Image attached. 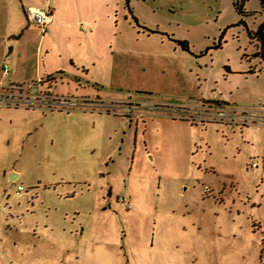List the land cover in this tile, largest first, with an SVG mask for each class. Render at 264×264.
Segmentation results:
<instances>
[{
    "label": "rangeland",
    "instance_id": "1",
    "mask_svg": "<svg viewBox=\"0 0 264 264\" xmlns=\"http://www.w3.org/2000/svg\"><path fill=\"white\" fill-rule=\"evenodd\" d=\"M243 2L132 0L117 24L111 6L108 65L76 52L96 57L108 96L130 101L74 120V109H3L0 264H264V128L206 120L219 107L264 109L251 41L264 0L245 1L250 18ZM44 67L26 84L46 81ZM44 81L55 95L80 88Z\"/></svg>",
    "mask_w": 264,
    "mask_h": 264
},
{
    "label": "crops",
    "instance_id": "2",
    "mask_svg": "<svg viewBox=\"0 0 264 264\" xmlns=\"http://www.w3.org/2000/svg\"><path fill=\"white\" fill-rule=\"evenodd\" d=\"M136 2L144 4L147 0H136ZM122 3L131 5L132 0H0V83H28L35 78L36 68L45 64L46 74L49 75L48 77H55V81L59 79L57 78L59 74L78 81L79 89L75 87L71 93L57 94L59 96L89 97L113 105L130 101V99L108 96L109 92L99 87L97 83L100 82L92 76L96 57L90 56V60L86 62L77 53H100L98 54L100 63L103 66L108 65V53L113 52L111 45L117 38L113 35L111 37L108 27L113 23L111 20L113 10H115L114 22L118 23V9ZM111 6L114 8L112 11ZM32 7L50 10L52 23L45 33L29 24L26 11ZM33 31H35L34 34ZM69 47H75L73 52H77L69 53ZM85 58H87L86 55ZM48 63L57 68L55 70L48 68ZM5 64L10 67L7 76L3 75ZM89 78L95 83L88 81ZM84 81L87 85L91 84L90 87L101 90L97 93L90 92L87 87H82L81 83ZM57 88L56 85L50 90L54 93ZM75 111L69 114L70 120H74L80 114L86 115V112L80 109ZM11 114L12 111L4 112L0 109V124ZM91 116L97 115L91 114ZM9 121L13 123L14 120L10 117ZM261 131L248 129L247 133L254 135L255 132ZM56 132L59 137V127ZM30 133L31 130H28L27 135L31 136ZM9 172L10 175L15 174L17 179L21 175L18 170L12 169Z\"/></svg>",
    "mask_w": 264,
    "mask_h": 264
},
{
    "label": "built area",
    "instance_id": "3",
    "mask_svg": "<svg viewBox=\"0 0 264 264\" xmlns=\"http://www.w3.org/2000/svg\"><path fill=\"white\" fill-rule=\"evenodd\" d=\"M28 22L31 26L40 29L43 33L46 32L47 27L52 23V15L50 10L42 8H29L26 11ZM10 67L8 64L3 66V75L9 74ZM59 77V76H58ZM44 80L32 82L29 84H3L0 83V109H26L36 110L38 108H47L51 111H69L71 109H83L84 111L94 112L103 109L112 108L118 104H108L100 99L89 97H74V96H59L51 92V88L41 89L40 84ZM54 82L55 77H48L44 82ZM259 109L251 110H229L226 108H216L212 114L207 116V121L225 123L227 125L245 126L251 128L256 126L264 128V109L262 105ZM257 128V129H258ZM251 168L257 169L258 162L253 159ZM24 191L22 186L17 188L16 193L20 194ZM121 204L127 208L125 199L120 200Z\"/></svg>",
    "mask_w": 264,
    "mask_h": 264
},
{
    "label": "trees",
    "instance_id": "4",
    "mask_svg": "<svg viewBox=\"0 0 264 264\" xmlns=\"http://www.w3.org/2000/svg\"><path fill=\"white\" fill-rule=\"evenodd\" d=\"M245 1L243 2L242 5L236 4V8L241 16L244 17H254L256 14L254 13H247L244 9L245 7ZM264 7V3H263ZM251 41L256 42V45L259 47V50L257 52V57H259L262 61H264V23L259 27L257 33H251ZM251 74H254L252 72Z\"/></svg>",
    "mask_w": 264,
    "mask_h": 264
},
{
    "label": "water",
    "instance_id": "5",
    "mask_svg": "<svg viewBox=\"0 0 264 264\" xmlns=\"http://www.w3.org/2000/svg\"><path fill=\"white\" fill-rule=\"evenodd\" d=\"M10 177H11L10 180L12 182L16 181V179H17V176L15 174L10 175Z\"/></svg>",
    "mask_w": 264,
    "mask_h": 264
},
{
    "label": "flooded vegetation",
    "instance_id": "6",
    "mask_svg": "<svg viewBox=\"0 0 264 264\" xmlns=\"http://www.w3.org/2000/svg\"><path fill=\"white\" fill-rule=\"evenodd\" d=\"M247 1V0H246Z\"/></svg>",
    "mask_w": 264,
    "mask_h": 264
}]
</instances>
